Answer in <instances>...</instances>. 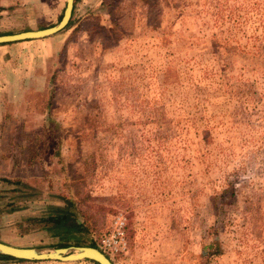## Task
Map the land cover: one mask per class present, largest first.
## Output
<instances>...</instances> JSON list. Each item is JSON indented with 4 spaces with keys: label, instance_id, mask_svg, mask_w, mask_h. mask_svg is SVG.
I'll return each mask as SVG.
<instances>
[{
    "label": "rangeland",
    "instance_id": "rangeland-1",
    "mask_svg": "<svg viewBox=\"0 0 264 264\" xmlns=\"http://www.w3.org/2000/svg\"><path fill=\"white\" fill-rule=\"evenodd\" d=\"M64 4L0 0V33L51 26ZM71 12L0 66V241L55 245L39 219L57 206L98 249L125 216L113 264H264V0Z\"/></svg>",
    "mask_w": 264,
    "mask_h": 264
},
{
    "label": "water",
    "instance_id": "water-1",
    "mask_svg": "<svg viewBox=\"0 0 264 264\" xmlns=\"http://www.w3.org/2000/svg\"><path fill=\"white\" fill-rule=\"evenodd\" d=\"M73 0H65L64 8L62 10L59 20L48 27L36 30H24L11 34L0 35V43H7L19 40H29L43 38L52 35L63 29L70 18ZM0 254L7 255L16 259L24 260H57L63 262L91 260L97 264H113L109 258L105 256L97 247L90 246H73L66 247H21L14 246L0 241Z\"/></svg>",
    "mask_w": 264,
    "mask_h": 264
},
{
    "label": "trees",
    "instance_id": "trees-1",
    "mask_svg": "<svg viewBox=\"0 0 264 264\" xmlns=\"http://www.w3.org/2000/svg\"><path fill=\"white\" fill-rule=\"evenodd\" d=\"M0 44H5V43H0ZM3 181H6V179H3ZM17 183L21 184L20 182ZM47 208H48L47 213L44 215V217H42V219H39V221L43 222L42 228H45L50 236H55L58 239L57 243L51 247L59 248V247H66L69 245L96 247V245L93 242H88V243L82 242L81 236L79 235L80 232L84 231L85 229L82 227L81 224L77 223V221L74 218V214L71 211H68V209L66 208L57 207V206H48ZM10 210H13V208H10L9 211ZM37 247H42V246H37ZM105 256L109 258L108 255L105 254ZM0 261L28 262L30 260L16 259L7 255L0 254ZM87 261H90L93 264H97L96 262H93L91 260H87Z\"/></svg>",
    "mask_w": 264,
    "mask_h": 264
},
{
    "label": "built area",
    "instance_id": "built-area-1",
    "mask_svg": "<svg viewBox=\"0 0 264 264\" xmlns=\"http://www.w3.org/2000/svg\"><path fill=\"white\" fill-rule=\"evenodd\" d=\"M125 216L117 213L111 218L110 230L107 236L100 240L99 250L110 253L121 252L126 248L125 242ZM103 250V251H102Z\"/></svg>",
    "mask_w": 264,
    "mask_h": 264
},
{
    "label": "crops",
    "instance_id": "crops-1",
    "mask_svg": "<svg viewBox=\"0 0 264 264\" xmlns=\"http://www.w3.org/2000/svg\"><path fill=\"white\" fill-rule=\"evenodd\" d=\"M12 32H7V33H0V35H3V34H11ZM28 40H21V41H15V42H7L5 44H0V66L3 65L4 63V60H5V55L6 54H9L13 51H17V50H20L22 49V47H33L34 44H28L30 42H26Z\"/></svg>",
    "mask_w": 264,
    "mask_h": 264
}]
</instances>
